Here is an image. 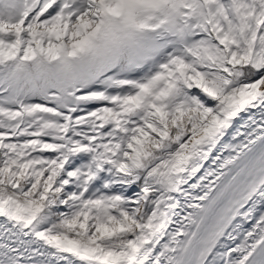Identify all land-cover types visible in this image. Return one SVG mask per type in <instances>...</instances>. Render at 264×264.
Instances as JSON below:
<instances>
[{"label": "snow or ice", "instance_id": "snow-or-ice-1", "mask_svg": "<svg viewBox=\"0 0 264 264\" xmlns=\"http://www.w3.org/2000/svg\"><path fill=\"white\" fill-rule=\"evenodd\" d=\"M0 264H264V0H0Z\"/></svg>", "mask_w": 264, "mask_h": 264}]
</instances>
